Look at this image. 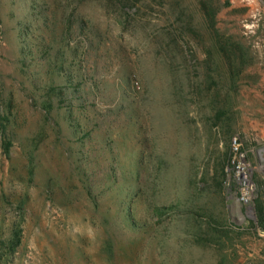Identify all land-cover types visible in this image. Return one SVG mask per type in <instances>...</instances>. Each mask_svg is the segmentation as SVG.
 <instances>
[{
	"label": "rangeland",
	"instance_id": "374dc122",
	"mask_svg": "<svg viewBox=\"0 0 264 264\" xmlns=\"http://www.w3.org/2000/svg\"><path fill=\"white\" fill-rule=\"evenodd\" d=\"M258 155L264 0H0V264H264Z\"/></svg>",
	"mask_w": 264,
	"mask_h": 264
},
{
	"label": "flooded vegetation",
	"instance_id": "af4514ba",
	"mask_svg": "<svg viewBox=\"0 0 264 264\" xmlns=\"http://www.w3.org/2000/svg\"><path fill=\"white\" fill-rule=\"evenodd\" d=\"M262 163H263V161L260 160V156L258 155L256 164L258 166L260 165V167H261ZM239 170L242 172L243 177H245V178H249L250 176L254 175L255 172H259V170L252 165H248L247 167H240ZM262 170L264 171V167Z\"/></svg>",
	"mask_w": 264,
	"mask_h": 264
},
{
	"label": "water",
	"instance_id": "95a60500",
	"mask_svg": "<svg viewBox=\"0 0 264 264\" xmlns=\"http://www.w3.org/2000/svg\"><path fill=\"white\" fill-rule=\"evenodd\" d=\"M260 160L263 161V160L261 159V157H260ZM259 166H260V165H259ZM261 167H262V168L264 167V161H263V163L261 164Z\"/></svg>",
	"mask_w": 264,
	"mask_h": 264
},
{
	"label": "built area",
	"instance_id": "2783aa9c",
	"mask_svg": "<svg viewBox=\"0 0 264 264\" xmlns=\"http://www.w3.org/2000/svg\"><path fill=\"white\" fill-rule=\"evenodd\" d=\"M239 171H240V170H239ZM240 172H241V171H240ZM241 175H242V177H243V174H242V172H241ZM243 178H245V177H243ZM243 198H244V197H243ZM244 200H246V201H247V199H245V198H244Z\"/></svg>",
	"mask_w": 264,
	"mask_h": 264
},
{
	"label": "trees",
	"instance_id": "16d2710c",
	"mask_svg": "<svg viewBox=\"0 0 264 264\" xmlns=\"http://www.w3.org/2000/svg\"><path fill=\"white\" fill-rule=\"evenodd\" d=\"M120 2H124L125 0H119Z\"/></svg>",
	"mask_w": 264,
	"mask_h": 264
}]
</instances>
